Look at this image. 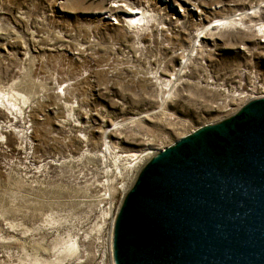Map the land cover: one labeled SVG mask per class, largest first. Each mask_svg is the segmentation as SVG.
<instances>
[{"label": "rangeland", "instance_id": "rangeland-1", "mask_svg": "<svg viewBox=\"0 0 264 264\" xmlns=\"http://www.w3.org/2000/svg\"><path fill=\"white\" fill-rule=\"evenodd\" d=\"M259 98L264 0H0V264L99 263L131 158Z\"/></svg>", "mask_w": 264, "mask_h": 264}, {"label": "water", "instance_id": "water-1", "mask_svg": "<svg viewBox=\"0 0 264 264\" xmlns=\"http://www.w3.org/2000/svg\"><path fill=\"white\" fill-rule=\"evenodd\" d=\"M112 247L117 264H264V98L149 158Z\"/></svg>", "mask_w": 264, "mask_h": 264}, {"label": "bare ground", "instance_id": "bare-ground-1", "mask_svg": "<svg viewBox=\"0 0 264 264\" xmlns=\"http://www.w3.org/2000/svg\"><path fill=\"white\" fill-rule=\"evenodd\" d=\"M121 5H123V4H121ZM125 6H127V8H124L123 10L124 11H126V13H128L127 15H129L130 17H136V18H138L139 16H141L140 18H138V19H142V16H143V14L145 13V10H141V9H139V8H134V6L132 7V6H128L127 4H125ZM135 7H137V6H135ZM128 11V12H127ZM96 12H99V13H102L103 15H104V13H107V11H96ZM242 14H245V12L244 13H239L238 15L236 14L235 15V17H231V16H228V17H226V18H221V19H215V20H213V21H215V22H213V21H210V22H208L207 24H205V25H203L202 26V28L200 29V30H198L197 31V34H196V39L193 41L194 43H193V49L195 50L197 47H196V45H201V38L203 37V33L205 32V31H208V30H211V29H213V28H215V27H218V26H230V25H237V24H243L244 25V21H243V19H242ZM118 22V21H117ZM259 30L260 31H262L263 30V27L262 26H260L259 27ZM191 50V49H190ZM189 50V51H190ZM187 51V50H186ZM182 52V51H181ZM185 55V54H184ZM189 56H190V54L188 53L186 56H184L186 59H184V61H182L180 64V67H179V69H180V72H182L183 71V67L186 65V63H187V61L189 60ZM157 72V71H156ZM159 74V73H158ZM174 74V78H173V86H172V88H174V86H175V84H176V82H178V77H177V73H173ZM158 79V81L160 80V78L158 77L157 78ZM162 81V80H161ZM164 81V80H163ZM169 82H171L170 80H169ZM167 85V84H166ZM2 98V97H1ZM5 99H1V101H4ZM7 100V103L8 104H10V105H12V106H14V107H17L18 105H17V103L15 102V101H13V99H11V98H7L6 99ZM167 147V146H166ZM166 147L165 148H162V149H160V150H157V151H154V152H149V154H145V152H141V154H143V155H139V156H137V157H129V158H131V160L133 161V162H131L132 164H131V168H132V170H133V167L135 168V165H137L138 166V164L139 163H141L144 159H145V162L149 159V158H152L156 153H161V152H163L164 151V149H166ZM145 154V155H144ZM128 156V155H127ZM133 156V155H132ZM136 171H138V169L137 170H135V174H136ZM139 173V172H138ZM114 222H115V218H113V220H112V228H111V233H110V244H109V246L107 247V248H109V251H110V254H111V262H112V264H117L116 263V260H115V256H114V251H113V247H112V239H113V227H114ZM72 245H78V243L77 242H73V243H71ZM39 259V258H38ZM40 262L39 263H41V260H39ZM46 264H55V262L53 263V262H47Z\"/></svg>", "mask_w": 264, "mask_h": 264}, {"label": "built area", "instance_id": "built-area-1", "mask_svg": "<svg viewBox=\"0 0 264 264\" xmlns=\"http://www.w3.org/2000/svg\"><path fill=\"white\" fill-rule=\"evenodd\" d=\"M122 194H123V196H124V194H125V191H123L122 192ZM122 196V197H123ZM115 218V217H114ZM107 253V255L105 254V255H103V258L102 259H100L98 262L99 263H97V264H112V262H111V254H110V251H109V248H108V251H106Z\"/></svg>", "mask_w": 264, "mask_h": 264}]
</instances>
